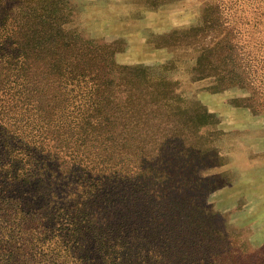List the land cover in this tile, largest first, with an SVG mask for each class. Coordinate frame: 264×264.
Wrapping results in <instances>:
<instances>
[{
    "label": "rangeland",
    "instance_id": "1",
    "mask_svg": "<svg viewBox=\"0 0 264 264\" xmlns=\"http://www.w3.org/2000/svg\"><path fill=\"white\" fill-rule=\"evenodd\" d=\"M2 1L0 21L13 3ZM61 1L69 9L64 31L109 46L115 64L125 67L116 74L111 98L103 101L102 131H113L110 119L120 116L115 104L121 99L138 104L127 118L141 124L127 134V145L137 135L146 139L147 152L161 159L164 177L150 190L166 192L151 193L147 203L125 181L118 199L113 188L99 187L102 207L111 214L104 219L107 226L91 225L88 211L55 220L49 231L25 242L32 250L26 264H99L119 255L128 264L131 246L142 256L156 252V264L168 263L158 218L172 222L164 235L181 264H264V0ZM83 91V85L73 89L68 121L88 114ZM26 125L16 126L17 133L34 136ZM28 142L22 150L30 154ZM16 143L10 142L11 153ZM45 143L43 149L55 145ZM82 149L72 144L67 161L80 176L86 205L97 180L83 178ZM4 161L0 155V165ZM3 214L0 202V223L8 219ZM2 232L0 227V251L7 242ZM6 255L0 254V263Z\"/></svg>",
    "mask_w": 264,
    "mask_h": 264
},
{
    "label": "trees",
    "instance_id": "2",
    "mask_svg": "<svg viewBox=\"0 0 264 264\" xmlns=\"http://www.w3.org/2000/svg\"><path fill=\"white\" fill-rule=\"evenodd\" d=\"M12 1L4 7L0 21V155L6 159L0 165V202L4 209L2 216L8 217L0 223L2 239L7 238L0 254L4 250L8 252L3 264H26L27 253L32 250L25 242L49 231L48 226L55 220L76 215L81 218L80 215L88 211L91 225L107 226L111 214L102 207L99 187L113 188L118 199L119 184L125 181L132 192L142 193L147 203L152 199L151 193L162 197L166 191L158 194L155 187L150 190L151 185L164 181V177L159 165L161 159L156 161V155L147 152L146 139L137 135L127 145L130 141L127 134L141 124L140 120L130 122L127 118L137 113L138 104L129 102V97L125 96L115 104L121 111L119 117L113 115L110 119L114 124L113 131L107 133L100 127V121L105 118L103 101L111 98L108 92L117 88L116 74L125 68L115 64L110 47L95 46L65 32L63 25L69 9L61 0ZM4 3L0 2V8ZM103 65L108 66L105 74ZM82 85L85 86L82 95L88 114L82 112L80 117H74L77 120L68 121L66 109L71 106L70 95L74 88ZM103 90L105 96L99 97ZM22 122H26L34 136L28 133L30 135L24 138L26 135L17 133ZM152 137L160 139L156 135ZM28 138L30 154L22 150ZM15 139L18 140L16 152L11 153L10 142ZM50 141L54 147L43 149V144L48 145ZM72 144L83 147L78 152L82 156L83 178L89 176L91 182L97 180L96 191L89 192L86 205L78 188L80 176L76 178L67 161L71 157L67 150ZM75 158L80 156L75 155ZM158 222L162 239H167L161 247H169L165 252L168 263L165 259L161 261L181 264L173 254L172 241L164 235L167 228L172 230V222H162L159 218ZM15 229L17 234H13ZM18 242L19 246H16ZM76 250L81 253L83 247ZM128 252V264L160 261L156 252L142 256L133 246ZM99 261V264L125 263L121 255L110 256L106 262L104 259Z\"/></svg>",
    "mask_w": 264,
    "mask_h": 264
}]
</instances>
